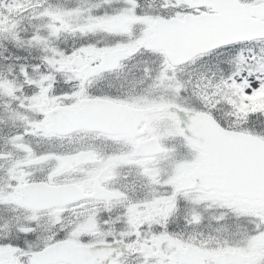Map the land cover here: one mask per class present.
<instances>
[{
  "label": "snow or ice",
  "instance_id": "obj_1",
  "mask_svg": "<svg viewBox=\"0 0 264 264\" xmlns=\"http://www.w3.org/2000/svg\"><path fill=\"white\" fill-rule=\"evenodd\" d=\"M0 264H264V0H0Z\"/></svg>",
  "mask_w": 264,
  "mask_h": 264
}]
</instances>
